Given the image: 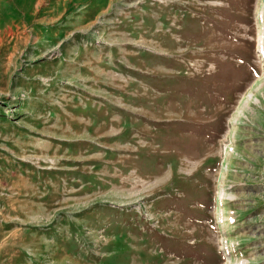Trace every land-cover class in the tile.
Here are the masks:
<instances>
[{
    "label": "rangeland",
    "instance_id": "374dc122",
    "mask_svg": "<svg viewBox=\"0 0 264 264\" xmlns=\"http://www.w3.org/2000/svg\"><path fill=\"white\" fill-rule=\"evenodd\" d=\"M0 264H264V0H0Z\"/></svg>",
    "mask_w": 264,
    "mask_h": 264
},
{
    "label": "bare ground",
    "instance_id": "6f19581e",
    "mask_svg": "<svg viewBox=\"0 0 264 264\" xmlns=\"http://www.w3.org/2000/svg\"><path fill=\"white\" fill-rule=\"evenodd\" d=\"M96 23V22H95ZM56 49V48H55Z\"/></svg>",
    "mask_w": 264,
    "mask_h": 264
}]
</instances>
